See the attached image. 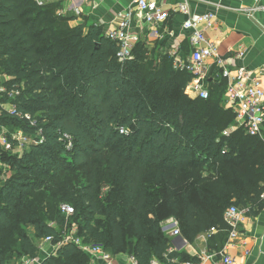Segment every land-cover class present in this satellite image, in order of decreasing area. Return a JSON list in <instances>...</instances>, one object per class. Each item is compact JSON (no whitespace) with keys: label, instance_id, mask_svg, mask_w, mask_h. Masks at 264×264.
<instances>
[{"label":"trees","instance_id":"1","mask_svg":"<svg viewBox=\"0 0 264 264\" xmlns=\"http://www.w3.org/2000/svg\"><path fill=\"white\" fill-rule=\"evenodd\" d=\"M56 9L0 0V74L18 85L15 111L0 112V129L12 145L16 129L35 137L21 157L0 143V164L10 171L0 165V264L39 255L26 226L57 243L59 228L77 224L84 242L152 264L166 261L172 239L161 222L171 216L193 242L212 227L227 230L232 204L264 209V142L243 129L223 135L235 120L223 105L225 82L208 81L209 98L192 99L191 75L167 54L147 61L140 40L120 62L103 27L71 25ZM170 258L191 260L177 251ZM41 264L89 257L66 243Z\"/></svg>","mask_w":264,"mask_h":264},{"label":"built area","instance_id":"2","mask_svg":"<svg viewBox=\"0 0 264 264\" xmlns=\"http://www.w3.org/2000/svg\"><path fill=\"white\" fill-rule=\"evenodd\" d=\"M37 3L45 5L47 2L37 0ZM135 3L136 8L144 14L145 21L153 28L161 26L170 17V11L155 0H135ZM175 11L187 15L183 22V28L190 31L191 54L189 58L185 61L182 57H172L176 70L185 71L191 75L186 92L196 98L208 99L210 94L209 79L219 83L225 82L226 91L223 105L225 109H230L234 113L235 120L223 131V135L230 136L239 129H243L247 135L259 137L264 142V68L253 71L237 64V60L244 56V52H239L236 56L220 54L217 45L208 38L206 33L216 23L214 13L191 14L186 3L179 5ZM132 19L133 12L131 10L122 11L118 15L117 24L105 32L107 38L117 43L119 48L117 58L120 62H126L134 57V48L140 41V36L131 30ZM24 117L31 119L29 114H25ZM120 131L124 133L127 132V129L122 127ZM7 143L6 139V148H9ZM262 198H264V194ZM62 208L68 214L73 212L69 205L65 204ZM251 211V206L235 204L229 206L223 215L229 232L225 248L219 252L204 251L200 253L199 262L179 261L177 258H170L172 252L181 250L188 244V241L182 236L179 220L176 217L165 219L161 222V227L164 233L171 237L172 243L164 255L166 261L154 259L152 264H206L207 261L216 259L218 256L224 264H244L228 254L226 248L236 246L238 242H245L240 227L246 218L251 216ZM218 231L219 227H212L205 232V235L211 237ZM66 243H74L79 246L89 257V264H114L113 254H110L100 244L84 242L75 231L64 234L57 243H54L53 236L43 238L41 244L48 245L47 248L39 247L38 256L23 257L21 264H41V252L47 257L56 255L58 249ZM128 264H138L137 258L129 255Z\"/></svg>","mask_w":264,"mask_h":264},{"label":"crops","instance_id":"3","mask_svg":"<svg viewBox=\"0 0 264 264\" xmlns=\"http://www.w3.org/2000/svg\"><path fill=\"white\" fill-rule=\"evenodd\" d=\"M45 1L60 3L65 11H74L73 25L80 23H85L88 27L98 25L103 27L104 32L117 24L120 12L131 10L133 12L131 30L140 36V40L150 47L155 45L163 47L161 49L164 51L163 54H167L171 60L172 57H182L185 61L191 54L190 31L183 28L187 15L176 12L175 9L186 3L191 14H215L216 23L206 33L208 38L215 42L220 54L236 56L239 52H244V56L237 60V64L253 71L264 68V0H155L171 13L164 24L155 28L145 21L144 14L136 8L135 0ZM209 81L214 80L210 78ZM240 230L245 242H238L233 247L228 246L226 252L244 264H264V209L246 218ZM228 238L229 232L219 228L211 237L202 233L193 242L187 240L188 244L178 252L187 254L191 258L188 261L199 262L200 253L223 250ZM46 257L44 254L41 259ZM113 257L114 264H128L129 255L125 253ZM206 264L224 263L218 256Z\"/></svg>","mask_w":264,"mask_h":264},{"label":"rangeland","instance_id":"4","mask_svg":"<svg viewBox=\"0 0 264 264\" xmlns=\"http://www.w3.org/2000/svg\"><path fill=\"white\" fill-rule=\"evenodd\" d=\"M57 5V9H56V15L58 16H61V15H67L68 17H74L72 16V13H74V11L72 10H67L65 11L64 10V7L62 4H56ZM70 24L73 25V21H70ZM163 47H159L157 45L153 46V47H150V46H147L146 45V57H147V61H151V62H154V64L160 60V58H157L156 55H157V52H159L158 54L162 55L164 51H162ZM157 60V61H156ZM8 81V82H12L13 81V78L12 77H6L5 75H2L0 74V112L2 111H9L10 113H13L14 112V109L16 108V105H15V99L17 98V94H18V91H16L18 85L16 84H12V87L11 86H7L5 84V82ZM21 87H24V82L22 81L21 84H20ZM2 89V91H1ZM185 93L192 99H195L196 97L190 95L191 93H187L186 92V87H185ZM19 115H24L23 113H18ZM30 115V114H29ZM31 116V115H30ZM36 116L32 117L31 116V123L32 124H36ZM7 128L6 127H3L2 129H0V143L3 144V147L6 146L5 144V140H6V135H7ZM11 137L12 139H14L17 144L15 145H12V143H7V146H9L8 150H9V154L11 155H17L19 157H21L22 155H24L26 152H29L30 151V147L33 143H35V137H33L32 135L28 134L27 132H25L24 130L22 129H16L12 134H11ZM5 170V172H7V174H10V171L9 170V166L6 167V165L4 164H0ZM1 178L4 179V175L1 174ZM264 199V198H263ZM172 217V216H171ZM170 218V217H169ZM68 219V218H67ZM100 219V218H99ZM168 219V218H167ZM68 222H70L68 220ZM68 223H66V226L63 228V229H60L59 230L62 232V234H70L71 232H76L78 234V225L74 224L72 225L71 227L69 225H67ZM26 231L28 232V234H30L33 239L37 242L38 246L41 247V248H44L46 249L48 245H43L41 244V240L40 238H37V236L35 235V231H34V228L32 226H26ZM80 237V236H79ZM90 244H93V243H90ZM109 252V251H108ZM110 253V252H109ZM111 254V253H110ZM43 253L41 252L40 253V257H43ZM24 257H27V256H24ZM23 258V257H22ZM21 258H14L12 260L9 261V264H21Z\"/></svg>","mask_w":264,"mask_h":264}]
</instances>
